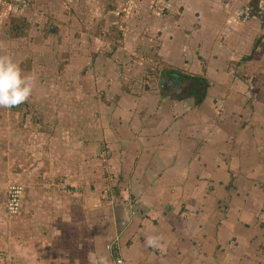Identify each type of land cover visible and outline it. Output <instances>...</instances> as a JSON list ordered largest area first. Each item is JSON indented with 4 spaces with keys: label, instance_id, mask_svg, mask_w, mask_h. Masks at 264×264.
<instances>
[{
    "label": "crops",
    "instance_id": "0c3cea01",
    "mask_svg": "<svg viewBox=\"0 0 264 264\" xmlns=\"http://www.w3.org/2000/svg\"><path fill=\"white\" fill-rule=\"evenodd\" d=\"M132 5L112 54L66 27L27 51L32 94L0 108V264H264V0ZM171 69L205 79L199 103Z\"/></svg>",
    "mask_w": 264,
    "mask_h": 264
},
{
    "label": "rangeland",
    "instance_id": "374dc122",
    "mask_svg": "<svg viewBox=\"0 0 264 264\" xmlns=\"http://www.w3.org/2000/svg\"><path fill=\"white\" fill-rule=\"evenodd\" d=\"M133 1L140 3V0H0V55L10 56L23 73L25 65L34 58L27 51L39 58L46 56L45 46L56 50L57 45L52 47L49 41L63 34L64 27L80 33L82 49L91 45L97 49L95 56L112 54V48L122 42L120 26L125 23ZM62 38L59 42L63 43ZM71 46L66 41L65 48ZM24 106L21 104L20 108ZM13 182L7 184L2 195L4 204L7 187Z\"/></svg>",
    "mask_w": 264,
    "mask_h": 264
},
{
    "label": "clouds",
    "instance_id": "9594fccd",
    "mask_svg": "<svg viewBox=\"0 0 264 264\" xmlns=\"http://www.w3.org/2000/svg\"><path fill=\"white\" fill-rule=\"evenodd\" d=\"M34 77L24 75L18 63L8 55H0V108L10 109L27 101L32 94ZM148 246L154 239L146 240ZM95 264H106L103 257L95 259Z\"/></svg>",
    "mask_w": 264,
    "mask_h": 264
},
{
    "label": "trees",
    "instance_id": "16d2710c",
    "mask_svg": "<svg viewBox=\"0 0 264 264\" xmlns=\"http://www.w3.org/2000/svg\"><path fill=\"white\" fill-rule=\"evenodd\" d=\"M164 78L171 82L172 84L180 86L182 83L190 82L192 85L184 93L191 94H199L196 98V103H199L205 94V89L207 88V82L205 79L198 77H191L190 75H186L178 70H165L163 72ZM201 87V91L199 88Z\"/></svg>",
    "mask_w": 264,
    "mask_h": 264
},
{
    "label": "built area",
    "instance_id": "2783aa9c",
    "mask_svg": "<svg viewBox=\"0 0 264 264\" xmlns=\"http://www.w3.org/2000/svg\"><path fill=\"white\" fill-rule=\"evenodd\" d=\"M23 193V187L20 183L13 182L8 185L6 191L5 209L10 215H15L18 213L20 200ZM117 243L108 244L107 249H113ZM115 264H123L120 257L116 256L114 259Z\"/></svg>",
    "mask_w": 264,
    "mask_h": 264
},
{
    "label": "water",
    "instance_id": "95a60500",
    "mask_svg": "<svg viewBox=\"0 0 264 264\" xmlns=\"http://www.w3.org/2000/svg\"><path fill=\"white\" fill-rule=\"evenodd\" d=\"M161 82L163 83V82H164V80L162 79V80H161Z\"/></svg>",
    "mask_w": 264,
    "mask_h": 264
}]
</instances>
